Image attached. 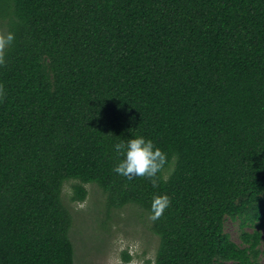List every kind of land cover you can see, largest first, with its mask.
Segmentation results:
<instances>
[{"label": "trees", "instance_id": "trees-1", "mask_svg": "<svg viewBox=\"0 0 264 264\" xmlns=\"http://www.w3.org/2000/svg\"><path fill=\"white\" fill-rule=\"evenodd\" d=\"M0 25V264H75L73 180L150 214L155 264H260L264 0H0ZM141 135L164 167L117 174Z\"/></svg>", "mask_w": 264, "mask_h": 264}, {"label": "rangeland", "instance_id": "rangeland-1", "mask_svg": "<svg viewBox=\"0 0 264 264\" xmlns=\"http://www.w3.org/2000/svg\"><path fill=\"white\" fill-rule=\"evenodd\" d=\"M0 25V36H6ZM65 185L64 199L74 215L71 238L74 243L75 264H155L160 237L152 231V218L137 205L130 204L108 212L106 195L94 183L85 184L88 196L84 202H74L72 184ZM225 228L233 240L241 243L240 225L227 219ZM260 264H264V230ZM131 260H124V253Z\"/></svg>", "mask_w": 264, "mask_h": 264}, {"label": "clouds", "instance_id": "clouds-1", "mask_svg": "<svg viewBox=\"0 0 264 264\" xmlns=\"http://www.w3.org/2000/svg\"><path fill=\"white\" fill-rule=\"evenodd\" d=\"M14 38L12 33L0 36V51L11 45ZM0 62H2V57H0ZM114 149L117 153H121L123 158L113 170L122 176L136 175L155 178L167 162V154L151 139L142 135L130 138L126 143H117L114 145ZM153 182L155 183L154 180ZM156 204L159 207L156 208L155 214L156 217H159L169 204L168 198H159L156 200Z\"/></svg>", "mask_w": 264, "mask_h": 264}]
</instances>
